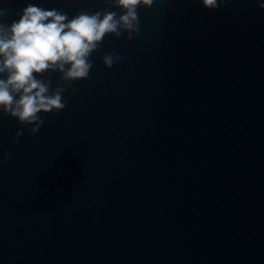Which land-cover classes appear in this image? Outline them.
<instances>
[{"label":"water","instance_id":"obj_1","mask_svg":"<svg viewBox=\"0 0 264 264\" xmlns=\"http://www.w3.org/2000/svg\"><path fill=\"white\" fill-rule=\"evenodd\" d=\"M25 2L0 0V20ZM136 11L139 31L106 33L87 77L44 70L64 107L35 133L0 112V264H264V8Z\"/></svg>","mask_w":264,"mask_h":264},{"label":"clouds","instance_id":"obj_2","mask_svg":"<svg viewBox=\"0 0 264 264\" xmlns=\"http://www.w3.org/2000/svg\"><path fill=\"white\" fill-rule=\"evenodd\" d=\"M225 0H200L208 8H216ZM121 9L80 10L69 15L55 7L45 8L26 0L5 23L0 20V112L14 116L19 122H35V133L49 112L64 107L61 87L49 89L43 78L46 69L59 70L67 81L87 77L92 61L90 52L97 48L106 33L120 35L121 28L138 32L137 7L151 5L152 0H114ZM264 8V0H257ZM6 9L0 7V17ZM132 36V31L128 32ZM111 66L113 56L102 57ZM16 129L13 139L20 136ZM8 156L5 154L4 160Z\"/></svg>","mask_w":264,"mask_h":264}]
</instances>
